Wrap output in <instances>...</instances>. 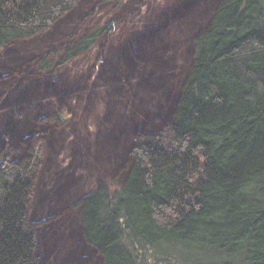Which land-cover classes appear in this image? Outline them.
Listing matches in <instances>:
<instances>
[{
	"label": "trees",
	"instance_id": "1",
	"mask_svg": "<svg viewBox=\"0 0 264 264\" xmlns=\"http://www.w3.org/2000/svg\"><path fill=\"white\" fill-rule=\"evenodd\" d=\"M85 1L0 0V50L19 44L14 71L27 78L13 104L37 91L38 74L53 76L113 31L112 24L95 25L61 38L58 23L83 26L74 8ZM153 12L150 40L127 45L113 65L108 108L103 119L94 115L99 128L91 125L95 134L89 127L90 134L59 130L68 123L61 113L36 115L50 150L68 149L79 166L57 176L62 181L52 179L53 190L40 181L46 191L40 200L48 197L50 205L37 223L30 213L43 142L32 140L35 122L25 133L13 121L4 133L26 151L13 161L0 148V264H264V0H178L161 16ZM60 81L62 97H79L77 77ZM95 84L84 100L99 97ZM123 102L155 130L123 127L121 112L110 111ZM29 113L22 124L34 116ZM93 172L107 182L88 184ZM82 184L88 189L77 227L59 226L62 256L51 261L53 249L39 258L36 229L45 239L59 234L47 221L59 217L51 203L69 201Z\"/></svg>",
	"mask_w": 264,
	"mask_h": 264
},
{
	"label": "rangeland",
	"instance_id": "2",
	"mask_svg": "<svg viewBox=\"0 0 264 264\" xmlns=\"http://www.w3.org/2000/svg\"><path fill=\"white\" fill-rule=\"evenodd\" d=\"M100 1L101 0H86L83 4H77L74 8V11L78 10L80 11V13L76 18V22L80 23L83 20V26L78 28L73 27L74 25L69 24L68 22L58 23V26L62 25L65 29L64 34L61 35V38L72 39L78 37L83 34L84 29L91 28L95 25L112 24L113 31L103 36L92 49L81 54L78 58L73 60L70 65H64L62 68L60 67V69L53 76H50L49 73H43L42 75L36 73L39 75V81H37V83L35 84V86L37 85V93L32 91L30 92V94L22 95L19 98V101L21 102H19L18 104H13L12 95L17 92V88H20V86H26L25 83H27V78H25V76H21V74L14 71L15 62L12 60L14 56L18 55L19 44L13 46L10 45L9 47L0 50V75L4 74L3 72L5 71L7 72L6 75H9V77H3L4 75L0 77V130H3V132L0 133V148L5 147L6 149H8L10 157L13 161L21 158V151H26V148L24 147L19 150L20 146L14 143L9 137H6V135H4V133H6V130L11 128V122L14 123L13 121H15L16 123H20L19 127L25 133L31 127L30 122H33V124L35 122V126H33V128L37 130V134L32 135V140L43 142L39 143L43 151V161L42 168L36 182L35 191L33 193V207L31 205L30 213L32 221L34 220V222L36 223L37 221H39V218H41V216H48L49 211L47 212V207L48 205H50V203L48 202V197L47 200H43L44 198L40 200V196H45L46 193V191L42 190L43 188L40 187V181L43 182L48 180L49 182L46 185V190H53V184L55 182L54 180H63L58 179L57 176L60 175L63 177L64 175L70 174L69 172H73L75 167H79L77 164H74L73 155L68 149L62 148L61 151L60 149H57L55 151L50 150V145L45 139L41 126L39 125L40 122H37L36 115H38L39 111H41L42 114L50 117L55 115L56 113H61L63 120L68 121V123L61 126L63 129L61 128L59 130L65 131V133H70L74 128H76L83 134L84 132H88L87 127L90 128L91 132H94V128L91 125L95 126V123L96 127L99 128L94 115L97 114L98 119L101 120L103 119V116L106 112V108H108L106 107L107 104H104L105 100L107 102V98L105 99V91H109L108 89L111 88V85L113 87L111 76L116 74L117 72V70H115L116 68L113 69V65H117V58L120 55L121 51H126L127 45L129 46L132 44H140V46H142L144 42L150 40L149 29L150 27L156 25V22H154L153 19L151 20L152 12L154 11L153 13H157L158 11L159 15L161 16L163 15L161 13H164L165 10L172 8L175 2L178 0H110L109 2ZM140 2H146V4L141 8ZM192 22L196 24L195 20ZM181 26L184 27V25ZM181 26L178 28H182ZM45 41L50 44L49 41ZM46 42H41L42 46H47V48H50V46L47 45ZM36 58L37 57H32L31 59V65H33V69L34 64L37 62ZM92 67L94 68L93 72L91 70ZM174 68L177 67H175V65L173 64H170L168 67V69L170 70H173ZM128 75L129 78L135 76H132L130 74ZM89 76H91V79L89 78ZM73 77H77L78 82L83 83L81 87V93H79V97H70V95L65 94H63L62 97L60 95V84L62 83L60 80L62 78L70 79ZM94 79H97L98 81V85L95 84L97 86V90L95 88L94 91H98L99 97L96 100H93V102H90L88 101V99L84 100L83 95L89 94V91H91L89 85H93ZM86 82L88 83V85H85ZM102 83L105 84V87L101 85ZM99 85L103 88H99ZM36 88L33 87V89ZM101 89H103V92H101ZM133 99L132 101H134ZM5 102H12V105L8 107ZM89 103L93 104L95 109H92L94 110L91 109ZM132 109H134V107H132V104L123 102L120 105H114V107H112V110L110 111H112L113 113L112 116H115L116 112H121L122 118L124 117L127 120L126 122L123 121L124 124L123 122H121V124H123L122 126L132 128L136 133H148L155 130L154 128L150 127V125L152 124L150 121L141 119V113L139 111L135 109V112L128 111ZM28 113L34 116H31L28 119L27 123L24 124L23 122L22 124V118H25V121ZM90 114L94 116L93 118H95V120L93 118V120L89 118ZM106 127L107 125H102L100 127L101 131L103 130L104 132ZM56 128V130H58L59 127ZM50 131H52V128H49L48 133H50ZM98 131L99 129L96 130L97 133ZM127 133L128 135H131V132L129 131H127ZM92 134H95V132ZM24 143L26 144V142ZM87 156L88 155H83V161H89V158ZM83 163H81L80 166H82ZM67 168L70 169L65 170ZM87 176H89L88 180L90 181V175ZM91 176V183H87L91 184V186L93 187H96L97 184H101L102 182H107V177L105 176V180L103 174L98 175L96 172H93ZM98 179L100 180L95 181ZM65 181L66 179L63 182ZM116 182L118 183V181ZM85 185L86 184H82L81 186H79V188H77V192L69 199V201H62L61 204H57L56 201L51 203V206H54V210L58 209V212H54L59 217H53L49 220L47 219V221L54 230H59V234L57 237H55V239H53L52 237L45 239L41 235L42 228L40 227L36 229L37 256L39 253H41L39 255V258L44 257L43 253H45L46 251L50 253V250L53 251V249L55 250V255H50L51 261L56 257L62 256V246L64 241L61 236L64 230H60L59 226L62 225L67 228V230H69L71 229V226L78 222L80 217V197L81 195H83L82 193H85L88 189ZM40 192L43 193L40 195ZM75 227H77V225ZM74 245L75 240L73 239V248L77 249ZM77 251L78 253L81 252V250H79V246ZM71 263L73 264L72 259L66 264Z\"/></svg>",
	"mask_w": 264,
	"mask_h": 264
}]
</instances>
